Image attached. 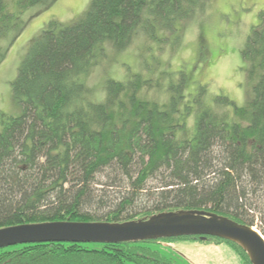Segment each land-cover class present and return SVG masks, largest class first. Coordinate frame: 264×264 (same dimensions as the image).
Listing matches in <instances>:
<instances>
[{
    "label": "trees",
    "instance_id": "16d2710c",
    "mask_svg": "<svg viewBox=\"0 0 264 264\" xmlns=\"http://www.w3.org/2000/svg\"><path fill=\"white\" fill-rule=\"evenodd\" d=\"M55 1L0 0V39L24 30L14 6ZM211 1L92 0L75 24L53 21L31 42L12 84L22 114H0V229L118 224L178 211L250 227L264 221V13L241 51L244 106L207 85L189 92L184 71L150 78L128 69L126 80L105 81L102 98L88 83L110 49L123 52L142 38L161 49L179 46ZM6 54L0 51V66ZM178 240L226 244L252 264L239 245L198 236L18 245L0 250V264H173L162 248Z\"/></svg>",
    "mask_w": 264,
    "mask_h": 264
},
{
    "label": "rangeland",
    "instance_id": "374dc122",
    "mask_svg": "<svg viewBox=\"0 0 264 264\" xmlns=\"http://www.w3.org/2000/svg\"><path fill=\"white\" fill-rule=\"evenodd\" d=\"M10 1L13 5L18 0ZM91 2L57 0L48 8L38 4L24 11L13 7L18 22L25 26L21 34L17 35L18 29L12 28L0 39V51L7 52L0 66V114L11 117L22 114L21 106L13 97L12 84L31 42L53 21L62 26L75 24ZM262 13L264 0H212L205 16L185 28L179 46L170 44L161 49L142 38L123 52L110 49L108 56L92 71L88 83L96 90L97 97L102 98L105 81L126 80L128 69L150 78L158 70L184 71L190 79L189 92H195L199 85H207L211 93L227 95L238 106H244L249 93L241 51L251 28L260 23ZM151 94L152 98H163L161 92ZM256 228L260 232L264 230L262 219L256 220ZM162 254L173 264H243L228 245L198 240L164 244Z\"/></svg>",
    "mask_w": 264,
    "mask_h": 264
},
{
    "label": "water",
    "instance_id": "95a60500",
    "mask_svg": "<svg viewBox=\"0 0 264 264\" xmlns=\"http://www.w3.org/2000/svg\"><path fill=\"white\" fill-rule=\"evenodd\" d=\"M219 238L239 245L252 264H264V235L206 211L161 213L126 223L55 222L0 229V250L40 243L117 244L181 237Z\"/></svg>",
    "mask_w": 264,
    "mask_h": 264
}]
</instances>
